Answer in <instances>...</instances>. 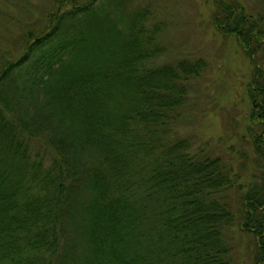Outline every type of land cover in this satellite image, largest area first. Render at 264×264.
<instances>
[{
  "label": "trees",
  "instance_id": "obj_1",
  "mask_svg": "<svg viewBox=\"0 0 264 264\" xmlns=\"http://www.w3.org/2000/svg\"><path fill=\"white\" fill-rule=\"evenodd\" d=\"M54 1L0 58V264H232L234 225L264 264V0H213L253 63L245 178L178 134L204 62H154L146 6Z\"/></svg>",
  "mask_w": 264,
  "mask_h": 264
},
{
  "label": "rangeland",
  "instance_id": "obj_2",
  "mask_svg": "<svg viewBox=\"0 0 264 264\" xmlns=\"http://www.w3.org/2000/svg\"><path fill=\"white\" fill-rule=\"evenodd\" d=\"M243 4L248 11L262 10V0H226ZM126 7L146 6V23L159 24L158 38L163 51L156 63L181 58H201L199 74L191 78L184 116L176 124L179 135L199 147L222 154L232 161L243 178L253 170L252 148L244 140L251 101L247 94L253 63L238 40L213 25V0H123ZM54 0H0V58L17 55L21 34L38 25L54 8ZM36 142L33 141V144ZM40 144V143H39ZM34 146V147H35ZM42 147V145L40 144ZM243 163V164H242ZM232 264H251L250 236L231 227Z\"/></svg>",
  "mask_w": 264,
  "mask_h": 264
}]
</instances>
